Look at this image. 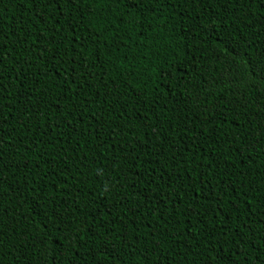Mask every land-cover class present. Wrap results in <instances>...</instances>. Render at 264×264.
Segmentation results:
<instances>
[{"label":"trees","instance_id":"16d2710c","mask_svg":"<svg viewBox=\"0 0 264 264\" xmlns=\"http://www.w3.org/2000/svg\"><path fill=\"white\" fill-rule=\"evenodd\" d=\"M0 264H264V0H0Z\"/></svg>","mask_w":264,"mask_h":264}]
</instances>
